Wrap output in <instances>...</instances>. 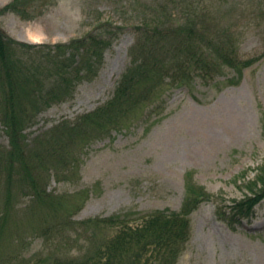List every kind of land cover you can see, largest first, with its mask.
Segmentation results:
<instances>
[{"label": "rangeland", "instance_id": "rangeland-1", "mask_svg": "<svg viewBox=\"0 0 264 264\" xmlns=\"http://www.w3.org/2000/svg\"><path fill=\"white\" fill-rule=\"evenodd\" d=\"M12 1L0 0V9ZM35 3L34 19L24 20L15 13L0 18V27L9 37L58 45L95 32L105 21L123 31L105 50L97 73L80 81L73 97L42 111L24 132L26 150L35 145L41 149L48 141L47 132L111 101L131 66L130 49L136 40L125 18L127 12L130 16L137 10L126 0ZM206 6L209 17L203 37L212 44L204 47L206 54L220 63L230 58L239 65L251 64L241 71L224 65L210 80L195 73L179 86L176 79L168 78L157 86L153 100L141 97L137 109L118 128L70 135L58 131L68 153L56 172L43 179L57 206L32 215L33 207H26L32 199L18 197L19 191L12 188L17 198L10 226L19 234L2 240L0 251L15 252L13 264L37 255L81 256L117 228L78 225L75 229L72 221L122 215L136 225L139 221L134 219L156 211L180 212L189 198L188 189L204 191L208 197L190 215V238L176 264H264V201L240 223L231 212V206L248 195L250 182L264 166V0H207ZM148 87L139 88L143 92ZM0 145L10 149L1 120ZM4 182L5 173L0 171V211L7 198ZM55 221L66 224L61 237L56 234L45 240L44 227Z\"/></svg>", "mask_w": 264, "mask_h": 264}, {"label": "trees", "instance_id": "trees-1", "mask_svg": "<svg viewBox=\"0 0 264 264\" xmlns=\"http://www.w3.org/2000/svg\"><path fill=\"white\" fill-rule=\"evenodd\" d=\"M206 1L126 0V5L138 12V15L136 12L128 16L125 9L127 27L133 28L136 40L130 49L131 66L122 76L114 98L73 122L59 124L44 134L48 141L41 149L35 145L33 149H27L29 153L24 132L42 111L73 97L79 82L97 73L105 50L123 28L111 27L109 21H105L95 32L70 43L36 45L13 39L0 27V120L10 140V149L0 145V171L5 173L7 189V198L0 211V250L2 240L8 241L19 234V230L11 231L10 226L13 225L10 212L16 209L13 204L17 198L14 192L12 194V188L19 191L18 197L32 199L26 206L33 207L32 215L41 208L57 206V198L44 187L43 179L51 171L56 172L68 153L62 134L56 135L58 131L70 135L75 131L90 133L118 128L123 118L137 109V101L141 97L146 102L153 100L157 86L165 84L168 78L176 79L179 86L195 73L194 76L210 80L224 65L241 71L251 64L239 65L230 58L224 64L206 54L204 47H212L203 37L209 17ZM35 6V0H14L0 9V18L15 13L24 20L34 19L38 15ZM143 84L149 87L141 92L139 87ZM41 141H37L38 145ZM247 191L248 195L231 206L239 223L250 218L264 201V166L259 168ZM188 194L180 212L156 211L134 219L139 221L136 225L122 215L83 223L72 221L75 229L78 225L92 229H103L104 225L117 229L81 256L63 259L37 255L21 264H176L190 238V215L207 196L206 192L193 189H188ZM234 217L231 221H235ZM63 225L66 224H56V221L48 224L42 231L43 238H55L56 234L61 237ZM89 235L92 243L96 241L93 232ZM15 259V252L1 254L0 251V264H13Z\"/></svg>", "mask_w": 264, "mask_h": 264}]
</instances>
